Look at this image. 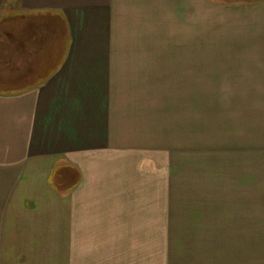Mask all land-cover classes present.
Segmentation results:
<instances>
[{"label":"crops","instance_id":"0c3cea01","mask_svg":"<svg viewBox=\"0 0 264 264\" xmlns=\"http://www.w3.org/2000/svg\"><path fill=\"white\" fill-rule=\"evenodd\" d=\"M197 1L241 33L155 49ZM0 31V264H164L165 235L264 264V0H0Z\"/></svg>","mask_w":264,"mask_h":264},{"label":"rangeland","instance_id":"374dc122","mask_svg":"<svg viewBox=\"0 0 264 264\" xmlns=\"http://www.w3.org/2000/svg\"><path fill=\"white\" fill-rule=\"evenodd\" d=\"M210 2H223L226 4L229 9L239 8L245 5H250L254 3H258L261 0H209ZM201 10L196 9V22L192 21V23H196L195 25L189 27H163V32L161 33V39L159 38V43H157L158 51H205V50H221L222 48H226V34H238L241 33L240 29H235L236 24H232L231 26H226L225 21H221L222 17L220 16L218 10L211 11L208 10L204 4L197 1V5L195 6ZM230 12V11H229ZM167 21H165L166 23ZM207 23L208 25H203ZM0 33H2L0 31ZM230 43L238 45L236 41H232ZM6 46H10L5 44ZM139 44H133V49L138 47ZM3 46V45H2ZM11 50L10 48H7ZM128 49V46H127ZM235 49V48H234ZM226 50V49H224ZM166 68V67H165ZM165 72L166 69L164 70ZM171 76L170 82L167 83L165 87H167V92H165V98L172 97L173 94H186L191 93L189 88H185L186 86H182L177 84L176 91H174L173 87V75L172 73L167 75L165 73V79ZM2 82L0 81V88H2ZM166 106V105H165ZM166 108V107H165ZM198 241V240H197ZM175 257L173 256V261L175 263ZM168 259V247H167V235H165L164 240V264H167ZM169 260V259H168Z\"/></svg>","mask_w":264,"mask_h":264},{"label":"trees","instance_id":"16d2710c","mask_svg":"<svg viewBox=\"0 0 264 264\" xmlns=\"http://www.w3.org/2000/svg\"><path fill=\"white\" fill-rule=\"evenodd\" d=\"M56 186L58 190H68L78 179V175L75 172H62L56 174Z\"/></svg>","mask_w":264,"mask_h":264}]
</instances>
